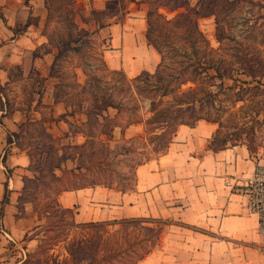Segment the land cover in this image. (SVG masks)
Wrapping results in <instances>:
<instances>
[{"label": "crops", "instance_id": "0c3cea01", "mask_svg": "<svg viewBox=\"0 0 264 264\" xmlns=\"http://www.w3.org/2000/svg\"><path fill=\"white\" fill-rule=\"evenodd\" d=\"M48 1L0 0V264H32L30 257L40 258L36 253L41 222L32 204L23 199L32 161L29 147L18 146L21 137L37 127L51 138L74 140L80 146L86 138L81 131L85 112H71L54 94L59 80L54 59L59 50L52 46L48 29ZM113 1L71 0L66 5L74 13L77 30L105 43L101 57L108 70L130 80L154 74L160 55L146 39L149 5L145 0H125L123 15L103 16ZM93 12L102 15L95 18ZM107 114L119 115L111 107L104 110ZM120 122L111 132L113 140L144 138L143 121ZM20 126L21 136L7 143V136ZM216 131L214 123L204 120L177 126L161 154L134 168L131 190L93 185L62 191L53 198L61 209L73 211L72 220L78 225L104 222L102 216L114 212L120 216L106 218L169 223L159 245L138 264H152L149 257L170 264H264L256 249L257 217L248 211L245 196L224 186L226 180L250 178L264 164V155L252 157L239 144L213 151ZM70 163L61 161L53 168L54 175L61 177L79 165Z\"/></svg>", "mask_w": 264, "mask_h": 264}, {"label": "rangeland", "instance_id": "374dc122", "mask_svg": "<svg viewBox=\"0 0 264 264\" xmlns=\"http://www.w3.org/2000/svg\"><path fill=\"white\" fill-rule=\"evenodd\" d=\"M70 1L49 0L47 5L52 46L59 50L54 59L53 71L59 79L54 94L71 112H85L86 115L89 113L81 129L86 136L85 141L80 146L74 144V140L54 139L37 127H31L22 140V144L29 147L33 168L29 173L30 179L26 183L23 199L32 205L35 204V209L40 214L38 233L45 243L39 259H48L46 264H51V257L57 261L67 257V244L72 243L75 247L80 241L93 240L96 235L94 229H76L71 224L72 217L69 214L56 212L57 217L48 220L46 215L42 214L44 205L54 199L52 179L48 173L51 165L58 166L65 159L69 165L70 162L82 163L84 166L96 162L93 169L100 182L109 183L111 187L131 190L133 171L137 164L158 156L152 153L151 149L158 141L153 135H158L161 131L154 129L155 125H149L147 121H153L156 115L191 98L197 100L196 113L215 122V139L226 140V146H245L251 138V146L255 150L250 155H264V0H227L228 5L219 2V9L224 10L222 17L225 29V38L221 42L217 41L214 34L213 17L197 19L199 30L214 52L211 55L212 62L234 79H224L222 83L216 77L201 80L203 74L198 75L190 70L183 72L185 64L180 53H190L188 46L182 41L178 28L169 23L165 24L158 18V15L162 14L169 19L178 12L194 18L190 11L186 12L181 8L175 13H169L166 9L168 2L158 9H149L153 27L150 36L159 44L164 59L157 73L140 75L130 80L122 73L106 68L101 57L102 47L105 45L102 41L91 35L83 37L79 44L71 41L77 26L72 22L73 11L66 5ZM178 1L188 3L190 8L194 9L199 4L198 0H175L174 5H179ZM125 3V0H114L103 10V16H107V13L111 16L123 15L120 9ZM205 3L206 1L202 4ZM101 15V12L92 14L95 18H100ZM79 16L85 21L81 13ZM90 16L91 14L87 18ZM241 59L249 61L247 66L253 69L256 78L244 76L246 65L240 62ZM207 74L214 76L212 70L207 71ZM181 80L192 82L188 81L179 86ZM194 88L197 89L195 95H192L194 92L188 93ZM200 88L203 89L202 92L199 91ZM237 95L242 96L244 101H235ZM106 103L115 105L119 115L114 118L108 114L104 116V110L97 107ZM150 103L154 104L155 112L150 111ZM125 119L144 122L145 136L141 141L121 142L112 139L111 132L116 123L120 124V121ZM110 125L113 128L109 127ZM90 174L83 170L75 171L73 175L67 174L66 179L75 180L78 184L82 175L90 177ZM39 176L41 178H38ZM108 216L119 217V212L107 213L102 217L108 222L121 220L107 219ZM50 223L54 224L50 226ZM168 225L169 223L165 222L161 227L165 229ZM117 228L115 225H108L106 230L113 232ZM64 253L65 257H58ZM163 259L149 257L147 261L152 264H170L167 259Z\"/></svg>", "mask_w": 264, "mask_h": 264}, {"label": "trees", "instance_id": "16d2710c", "mask_svg": "<svg viewBox=\"0 0 264 264\" xmlns=\"http://www.w3.org/2000/svg\"><path fill=\"white\" fill-rule=\"evenodd\" d=\"M198 1H199L198 7L194 9V8H190L188 3H180V1H178L179 5H174L175 0H145V2L149 5L150 8L158 9L161 6L163 7V4H166V2H168L169 5L166 9L169 13H175L177 10L184 8L186 12L190 11V13L194 15V18H190L186 15V13L178 12L175 13L169 19H167L165 15L162 14L158 15V18H161L165 22V24L169 23L173 27H176L180 30L182 34L181 39L188 46L190 53H187V51H183L182 53H180L182 58H184V64H185L183 66V72L190 70V71H194L198 75L203 74V78L201 80H205L208 78L212 79L213 77H216L221 81V83L224 79L227 80L229 79L234 81V79H232V76H228L227 74H225L224 70L222 71V69H220L218 65L212 62L211 55L214 52L209 47L207 40L204 38L197 25L198 18L213 17L214 25H215L214 34L217 41L221 42L225 38V29L223 28V17H222V12L224 10L222 8L219 9L218 3L221 2L223 3V5L224 4L228 5V2L227 0H210L211 1L210 3L208 0H198ZM204 1H206V3L202 4ZM146 21H147L146 39L148 43L152 45L160 55V63L157 67V70L155 71V73H157L162 63V60L164 59V55L159 44L155 42L154 39L150 36V30L153 29L150 12L147 13ZM85 36H88V32L85 31L84 29H78L74 34V37L72 38L70 37V38L71 41L78 42L79 44L81 39ZM240 62L246 65V69L244 71L246 72V74L244 73V76L256 78L253 69H251L250 66H247V64H250L248 63L249 61L247 59H241ZM209 70H212L214 72V76H209L207 74V71ZM262 77H264V73ZM188 81L192 82V80H181L178 85L181 86L182 84L187 83ZM241 84L244 83L241 82ZM200 89L199 91L202 92L203 89L201 90ZM1 92L2 89L0 88V94ZM190 92H194L192 95H195L197 93V89L195 88L190 89L188 93ZM236 98L237 99H235V101H244L243 99H241L242 96L238 97L237 95ZM196 103L197 100L195 98L188 99V101H186L185 103L181 102L179 104H176V107H174L173 109L164 111L159 115H156L153 121L152 120L147 121V124L149 125L154 124L155 125L154 129L161 131L160 134L153 135L154 136L153 138L158 141L154 143L151 149L152 153L159 155L166 149L169 142L171 141V137L176 127L179 125L193 126L199 120L215 123L214 121H210L206 117H203L202 115H198L196 113L197 112L195 110ZM5 105L8 106L7 101H5ZM183 105H185V107H182ZM107 107L117 109V107L112 103L99 105L97 108L105 110ZM155 110L156 109L154 107V104L150 103V111L155 112ZM102 116L103 115H101V117ZM103 120L106 121L105 117ZM28 125L29 123L26 124V128ZM109 127H111V125ZM21 128L22 126L19 127V131L17 133H10V135L7 136V143L11 142V137L14 139H18L21 136L22 133ZM21 138L23 140L24 137L22 136ZM232 145H236V144H232ZM18 146L21 148L23 147L22 141ZM225 147H226V140L218 141L217 139H215V137L210 145V149L213 151L224 149ZM245 147L249 152V154H252L254 152L253 150L255 149L251 146V138H249L248 142L245 144ZM28 154L32 161L31 153ZM31 164L29 166L30 171H32L33 169L31 167ZM139 164L141 163H138L137 165ZM95 165L96 162H90L89 165H85V166L81 163L78 166H76L74 170H68L62 172L61 177H56L54 175L53 168H56L57 166L51 165L48 168L49 169L48 173H50V177L52 179L51 186L54 189L53 197H56L62 191L84 188L93 185H102L105 187H111V184L100 182L99 178H97V176L95 175V170L93 169V166ZM80 170H83L84 172H90L91 173L90 177H83L82 175V177L78 181V184L76 183L75 180L69 181L66 179L67 174L73 175L75 171H80ZM38 178L41 177L39 176ZM28 180L29 179L24 178L23 192H25L26 190V183ZM68 184L70 185V187H68ZM113 188L119 189L118 187H113ZM127 190H128L127 188L119 189V191L121 192ZM32 206L36 211L35 204H33ZM56 212L61 214L62 213L69 214L71 217H73V211L70 209H61L57 205L54 198L44 205L42 214L46 215V220H48L49 218L50 219L56 218L57 217ZM37 217L38 219H40V214L38 212H37ZM53 224L50 223V226ZM71 224L76 229L77 228L94 229L96 235L93 240L91 241L85 240L84 242L80 241L75 245V247H73L72 243L67 244L65 247L67 257L63 258L61 261H57L55 258L51 257V259H49L51 264H138L159 245L160 236L161 233L163 232V228L161 226L164 223L156 220L132 218V219L113 221V222L104 221V222H94V223H87L81 225L74 224L72 220ZM108 225H115L118 228L113 232H109L106 230V227ZM44 243L45 241L41 239L36 256L41 253ZM30 258L34 259V261H32V264H41V263L46 264L48 261V259H46L47 261L45 260L41 261L39 257H30Z\"/></svg>", "mask_w": 264, "mask_h": 264}, {"label": "built area", "instance_id": "2783aa9c", "mask_svg": "<svg viewBox=\"0 0 264 264\" xmlns=\"http://www.w3.org/2000/svg\"><path fill=\"white\" fill-rule=\"evenodd\" d=\"M224 186L231 193L243 195L247 199V209L257 217V251L264 256V164L258 165L252 176L243 182L226 180Z\"/></svg>", "mask_w": 264, "mask_h": 264}]
</instances>
